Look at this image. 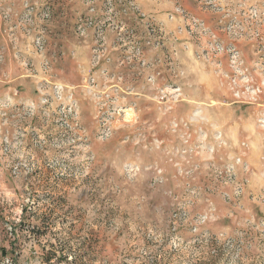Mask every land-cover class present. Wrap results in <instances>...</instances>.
Segmentation results:
<instances>
[{
	"label": "rangeland",
	"instance_id": "1",
	"mask_svg": "<svg viewBox=\"0 0 264 264\" xmlns=\"http://www.w3.org/2000/svg\"><path fill=\"white\" fill-rule=\"evenodd\" d=\"M0 264H264V0H0Z\"/></svg>",
	"mask_w": 264,
	"mask_h": 264
}]
</instances>
